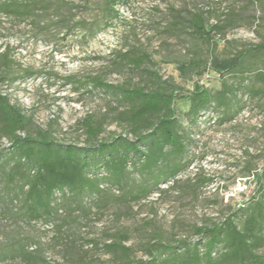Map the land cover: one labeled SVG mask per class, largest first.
<instances>
[{"label":"rangeland","instance_id":"374dc122","mask_svg":"<svg viewBox=\"0 0 264 264\" xmlns=\"http://www.w3.org/2000/svg\"><path fill=\"white\" fill-rule=\"evenodd\" d=\"M34 6L28 18L0 13V94L30 117L25 131H47L60 144L84 147L96 142L85 130L89 118L102 126L98 141H133L126 103L85 81L100 76L147 91L176 86L188 167L140 201H122L121 190L106 184L100 194L58 192L52 215L36 221L26 217L18 188L7 186L0 172V264H122L105 250L120 240L133 259L146 262L156 241L178 247L180 255L198 244L202 253L206 239L198 228L264 200V80L257 78L264 73V0H38ZM196 15L204 17L214 44L193 33ZM216 24L223 30H212ZM240 52L246 54L240 71L224 78L236 90L227 108L214 102L192 121L195 87L217 96L222 79L210 64L203 75L188 64ZM253 86L257 97L248 93ZM9 149L0 139V166ZM128 169L124 191L146 184ZM245 214L236 217L240 227ZM156 254L161 263L169 259Z\"/></svg>","mask_w":264,"mask_h":264},{"label":"trees","instance_id":"16d2710c","mask_svg":"<svg viewBox=\"0 0 264 264\" xmlns=\"http://www.w3.org/2000/svg\"><path fill=\"white\" fill-rule=\"evenodd\" d=\"M37 2L38 0L0 1V13L28 18L32 16ZM190 24L199 39L214 44V37L207 30L203 16L196 15L190 20ZM223 28L218 24L211 27L218 31ZM245 56L244 52H240L227 59L214 56L209 62L193 60L188 64L186 69L199 70L198 75H203L210 64V69L222 79V87L217 96L210 90L195 87L188 112L192 121H196L202 112L211 109L214 102L227 108L228 97L236 90L224 80L225 75L238 73ZM134 61L138 65L142 63L141 59ZM244 72L242 70L240 73ZM257 78L264 80V73L258 74ZM84 85L126 103L128 108L123 116L132 127L135 140L130 141L120 136L110 141H98L102 126L87 118L84 120L85 130L88 137L96 141L94 144L84 147L60 144L47 131L36 134L26 132L25 129L31 122L30 117L14 106L8 97L0 94V139L6 138L10 143L6 163L0 166V172L7 186L18 188L22 208L29 220L50 217L54 195L58 192L64 195L70 192L80 197L85 194L94 195L103 192L101 186L106 184L121 190L120 200L140 201L188 167V135L175 109L179 87L151 91L142 87L131 89L123 85L108 84L100 76L91 77ZM248 93L253 97L261 94L254 86L248 89ZM3 152L0 157L4 156ZM130 165L135 172L145 176L147 182L131 185L128 191H124V184H127L125 180L132 174L128 169ZM102 170L104 172L100 173ZM261 180L262 177L258 181L259 188L262 186ZM150 182L151 185L147 184ZM244 212L245 220L240 227L236 217ZM197 232L206 239L202 253L198 244L180 255L178 247L156 241L148 245L151 260L146 262L133 259L131 249L123 245L122 240L105 245V250L122 259V264H264L263 199L244 203L221 223L213 227H200ZM157 251L167 253L169 259L159 262Z\"/></svg>","mask_w":264,"mask_h":264},{"label":"built area","instance_id":"2783aa9c","mask_svg":"<svg viewBox=\"0 0 264 264\" xmlns=\"http://www.w3.org/2000/svg\"><path fill=\"white\" fill-rule=\"evenodd\" d=\"M240 190H241V192H244L245 191V188H241Z\"/></svg>","mask_w":264,"mask_h":264}]
</instances>
